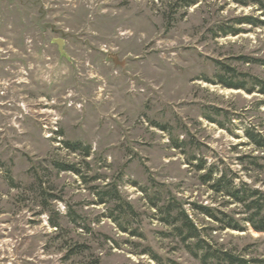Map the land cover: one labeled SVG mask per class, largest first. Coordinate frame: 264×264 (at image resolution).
I'll list each match as a JSON object with an SVG mask.
<instances>
[{
	"label": "rangeland",
	"instance_id": "1",
	"mask_svg": "<svg viewBox=\"0 0 264 264\" xmlns=\"http://www.w3.org/2000/svg\"><path fill=\"white\" fill-rule=\"evenodd\" d=\"M263 62L264 0H0V264H264Z\"/></svg>",
	"mask_w": 264,
	"mask_h": 264
},
{
	"label": "trees",
	"instance_id": "2",
	"mask_svg": "<svg viewBox=\"0 0 264 264\" xmlns=\"http://www.w3.org/2000/svg\"><path fill=\"white\" fill-rule=\"evenodd\" d=\"M243 22L251 23V21L245 19V20H239L238 24H243ZM252 25H254V24H252ZM230 34H234V32L230 33ZM250 62L254 63V64L261 63V62H259L257 60H250ZM220 80H222V79L220 78ZM254 81H256V83L259 86H262V83L260 81H258V80H254ZM219 83L222 84V85L224 84V82H222V81H220ZM261 91H262L261 94L264 95V90L262 89ZM65 146L68 149H70V151H76L77 150V148H75V146H70L69 144H65ZM65 171H67V169H65ZM219 182L220 181H217V184ZM243 194H244V191H242L240 189H236V188H229V190H227V192H226V195L230 199H232V201H234V202H236L238 204H242L246 209L254 211L255 215H259V213H260L259 206H255V202H253V201H251V202L246 204L245 200L242 197ZM261 223L264 224V222H261ZM53 227H56V226H53ZM256 229H257L258 232H263L264 233V226H259V228H256ZM183 230L186 231V237L197 238V233H196L195 227L192 226V224H190V222L186 218H185V220H181V225L178 228L179 233H182Z\"/></svg>",
	"mask_w": 264,
	"mask_h": 264
},
{
	"label": "water",
	"instance_id": "3",
	"mask_svg": "<svg viewBox=\"0 0 264 264\" xmlns=\"http://www.w3.org/2000/svg\"><path fill=\"white\" fill-rule=\"evenodd\" d=\"M53 43L57 45L60 56H63L65 59H67V56L63 51V45H64L63 40L61 39L53 40Z\"/></svg>",
	"mask_w": 264,
	"mask_h": 264
}]
</instances>
